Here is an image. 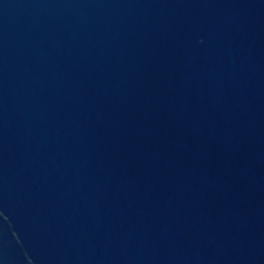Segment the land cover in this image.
Listing matches in <instances>:
<instances>
[{"label": "water", "instance_id": "95a60500", "mask_svg": "<svg viewBox=\"0 0 264 264\" xmlns=\"http://www.w3.org/2000/svg\"><path fill=\"white\" fill-rule=\"evenodd\" d=\"M0 264H264V0H0Z\"/></svg>", "mask_w": 264, "mask_h": 264}]
</instances>
